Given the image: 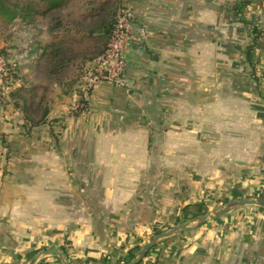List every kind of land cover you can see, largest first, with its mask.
I'll return each mask as SVG.
<instances>
[{
	"label": "crops",
	"instance_id": "crops-1",
	"mask_svg": "<svg viewBox=\"0 0 264 264\" xmlns=\"http://www.w3.org/2000/svg\"><path fill=\"white\" fill-rule=\"evenodd\" d=\"M246 1L241 16L238 0H101L94 26L126 6L147 31L142 52L125 90L102 84L44 108L45 136L0 121V154L20 160L0 171V264H123L170 230L139 264H264V209L202 220L264 201V0ZM54 43L32 48L42 57ZM80 97L87 110L75 116ZM167 126L180 143L193 130L192 161L174 169L158 148L172 141ZM62 249L63 260L42 255Z\"/></svg>",
	"mask_w": 264,
	"mask_h": 264
},
{
	"label": "rangeland",
	"instance_id": "rangeland-1",
	"mask_svg": "<svg viewBox=\"0 0 264 264\" xmlns=\"http://www.w3.org/2000/svg\"><path fill=\"white\" fill-rule=\"evenodd\" d=\"M100 2L101 0H68L67 6L62 10L46 16H34L30 26L20 19L5 25L0 19V121L10 125L24 124L20 133L27 136H45L41 131L43 128H39L44 108L49 109L55 103L68 107L78 99V94L88 92L89 75L93 73L96 60L106 50L109 42V39L90 33L94 24L107 16L104 11L99 10ZM19 5H23V2H19ZM31 5L36 9H43L37 2ZM122 8L124 7L120 6L116 9L115 17ZM51 41L62 44L61 61L60 56L55 58L48 55L49 52L44 57H38L37 53L29 55L30 46H35L37 42L47 44ZM65 51L67 54L64 57ZM185 90L186 93L191 92L186 95V101L198 99L192 94V87ZM175 99V96L170 97V100L176 101ZM156 101L159 104L158 98ZM183 113H188L191 118L192 112ZM228 114L230 115L229 111L227 117ZM167 127L172 141L160 144L158 148L161 146L163 151L168 152L169 166L174 169L178 162L189 160L187 152L192 149L193 143L187 141L186 136L193 130L192 127H186L184 142L180 143L176 135L177 128ZM163 130L166 128L163 127ZM2 152L0 171L8 168L9 164H19V158L5 159L6 152ZM183 154L185 159L177 160V156ZM227 207L228 203L216 207L215 212L224 211ZM141 248L142 246L131 257H127L123 264L132 261Z\"/></svg>",
	"mask_w": 264,
	"mask_h": 264
},
{
	"label": "built area",
	"instance_id": "built-area-1",
	"mask_svg": "<svg viewBox=\"0 0 264 264\" xmlns=\"http://www.w3.org/2000/svg\"><path fill=\"white\" fill-rule=\"evenodd\" d=\"M133 14L129 8L118 10L115 25L106 50L96 60L93 73L89 75L88 92L102 84H108L117 89H126L128 62L134 51L141 53V46L146 40L147 31L144 28L134 29Z\"/></svg>",
	"mask_w": 264,
	"mask_h": 264
},
{
	"label": "trees",
	"instance_id": "trees-1",
	"mask_svg": "<svg viewBox=\"0 0 264 264\" xmlns=\"http://www.w3.org/2000/svg\"><path fill=\"white\" fill-rule=\"evenodd\" d=\"M19 2H23V5H19ZM37 2L39 4L43 5V9L39 10L36 9L31 4ZM246 0H238L237 4H235L236 11L242 16L243 15V7L246 4ZM63 6V0H0V19L5 25L11 24L17 19H20L22 22H24L26 25L30 26L33 24V17L34 16H46L52 11H55ZM115 25V15L110 14L105 21H103L100 24H97L93 27L92 31L90 33H95L97 35H100L104 39H110L112 31L114 29ZM255 34V40L260 37V34L254 30ZM29 55H33L37 53V48H32L30 46ZM250 49L247 50V55L250 54ZM61 54L62 50L61 48L50 51L48 55H52L53 57H59V60L61 61ZM66 52L64 53V57ZM47 55V52L43 54L42 57ZM63 55V54H62ZM61 63V62H60ZM247 63L251 67V75H253V65L249 60V57L247 58ZM255 81L256 77L253 75ZM87 104L86 101L80 97L77 102V109L73 112V115H78L80 113H83L87 110L86 108ZM46 113V112H45ZM63 254L67 257L65 250L62 249Z\"/></svg>",
	"mask_w": 264,
	"mask_h": 264
},
{
	"label": "water",
	"instance_id": "water-1",
	"mask_svg": "<svg viewBox=\"0 0 264 264\" xmlns=\"http://www.w3.org/2000/svg\"><path fill=\"white\" fill-rule=\"evenodd\" d=\"M244 206H255L264 209V201L259 199H253V200H238L233 203H231L224 211L221 212H213L212 215H207L206 217L202 218V220H206L207 218L212 217H218L221 215L226 214L229 210L237 207H244ZM175 233V230H170L168 232H163L160 234H157L155 237H153L147 244H145L137 253V256L130 262L126 264H139L141 260L147 255V253L155 246V244L166 237H169ZM42 255L45 256H57L58 258L63 260L64 254L62 252H59L57 250H46L42 252ZM39 257H36L34 262L38 260ZM33 262V263H34ZM64 264H68L67 262H64Z\"/></svg>",
	"mask_w": 264,
	"mask_h": 264
}]
</instances>
